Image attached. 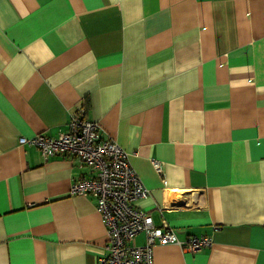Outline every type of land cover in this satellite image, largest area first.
Wrapping results in <instances>:
<instances>
[{
	"label": "crops",
	"instance_id": "1",
	"mask_svg": "<svg viewBox=\"0 0 264 264\" xmlns=\"http://www.w3.org/2000/svg\"><path fill=\"white\" fill-rule=\"evenodd\" d=\"M79 106L149 189L136 206L211 239L157 244L153 264H264V0H0V264L105 253L93 200L69 192L87 169L18 142Z\"/></svg>",
	"mask_w": 264,
	"mask_h": 264
},
{
	"label": "built area",
	"instance_id": "2",
	"mask_svg": "<svg viewBox=\"0 0 264 264\" xmlns=\"http://www.w3.org/2000/svg\"><path fill=\"white\" fill-rule=\"evenodd\" d=\"M18 142L36 147L45 160L69 157L87 169L73 181L69 192L92 199L105 227L107 243L98 264H153L157 244H176L192 252L211 246L206 236L179 240L165 221L155 225L151 214L136 206L138 200L149 197V189L130 165L127 153L114 140L102 137L98 122L86 119L84 106L75 109L67 130L58 136L38 133ZM153 165L160 172L159 163L153 161ZM139 235L144 242L136 245Z\"/></svg>",
	"mask_w": 264,
	"mask_h": 264
}]
</instances>
